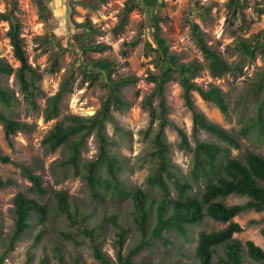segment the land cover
I'll list each match as a JSON object with an SVG mask.
<instances>
[{"label":"trees","instance_id":"trees-1","mask_svg":"<svg viewBox=\"0 0 264 264\" xmlns=\"http://www.w3.org/2000/svg\"><path fill=\"white\" fill-rule=\"evenodd\" d=\"M5 11L0 14V20L7 22V32L13 55L19 62L14 69L0 58V125L6 139L17 132L26 129V124L17 121L10 115L11 108L18 103L14 94L1 85V78L14 75L23 93L24 100L31 107H35V97L40 93L35 86L39 76L28 62L21 37L22 25L17 17L18 0H2ZM248 0H228L227 11L230 20H237L242 16V9ZM39 17L47 22L52 16L49 0H35ZM90 9H96L106 0H79ZM197 10L208 11L195 5ZM163 3L158 0H127L119 15L114 33L119 32L130 13L139 11L148 19L147 32L141 27L140 33L130 42L122 45V55L128 49L135 48L142 39L145 40L146 51L152 53L155 72L147 76V81L153 85L152 92L146 97L143 105L149 111V126L143 131L147 137L152 132L151 149L146 159L152 162L153 167L145 179L146 190L135 188L128 191L119 178L123 164L112 150L116 142L105 133L106 124H111L116 132L124 131L117 125L113 112H122L129 108L122 95L125 86L135 83L132 77L113 76L118 70L115 62L108 59H94L92 54H102L107 50L103 43H95L93 36L98 33L89 19L82 23H71L74 29L70 30L66 38H57L53 33L41 38L44 52H50L51 68L54 73L58 67L59 58L68 52L74 54L70 75L67 74L61 81L58 91L45 101L43 111L44 120L50 121L58 116L62 98L72 91V78L75 72L88 81L90 86L100 83L106 93L101 100L99 109L89 117L66 116L57 121L53 128L42 140L43 147L50 152L63 148L64 155L59 161L62 169L71 168L75 175H80L86 184L90 196L98 203L104 204L107 198H129L133 210L130 213L134 229L139 236L138 242L125 250L126 240L131 231L129 222H124L117 211L103 212L100 223L90 225L91 212L81 210L77 202L69 199L64 191H53L55 211L48 205L41 204L35 199L27 198L17 193L13 199V227L7 240L0 242V264H6L8 255L14 251L24 235H30L33 247L38 246L48 224L52 223L53 215L64 217L70 229L60 235L75 244H81L78 238L87 239L97 264H147L136 262L135 257L143 250L150 248L155 241L165 247L170 245L169 235L175 232L181 239L188 242L190 232L206 218L227 224L219 231H200L196 238L195 256L198 264H213L217 250H222L219 256L221 264H245L246 261L264 264V251L253 242L242 244L233 238L234 234L241 233L243 228L233 221L235 217L247 212H264V157L251 150H245L242 157L232 158L231 150L241 148L240 141L264 140V71L259 72L254 80L240 94L239 98L245 101L254 100L256 108L254 117L247 122L242 120L238 132L227 131L221 126L206 119L195 107L192 94L196 93L202 101L215 106L223 116L229 115L227 94L218 86L208 85L206 88L196 83L197 76L202 71V65L197 60L182 62L172 53L166 40L161 35V24L167 20L161 16ZM254 10L264 15V0L254 3ZM193 13L186 14V23L192 40L203 60L206 69L213 78H222L225 75L236 77L242 74L246 61H252L257 55L264 56V28L249 38L237 37L235 51L237 58L228 62L221 54L211 49L199 25L191 18ZM74 72V73H73ZM172 81H176L182 90L184 106L191 112L192 134L205 132L218 142L195 141L190 145L187 135L177 129L180 141L178 148L191 154V167L186 177L180 175L177 166L171 157V145L165 140L164 130L173 124L167 118L165 88ZM151 99L157 100L156 107L152 106ZM241 104L239 100L238 105ZM246 108H244L245 110ZM245 118V113L239 115ZM158 122L157 128L151 130L152 125ZM92 134L98 142V152L95 159L83 162V152L86 140ZM15 164L0 151V164ZM22 176L27 179L33 194L44 196L47 189L42 186L41 179L31 169L19 166ZM10 180L0 178V189L10 186ZM198 189L197 193L194 189ZM157 196H159L157 198ZM229 197L245 199L242 203L227 205L224 200ZM53 212V214H52ZM254 224V222H250ZM114 229L112 248L114 259L102 250V236L106 227ZM264 237V228L260 230ZM38 244V245H37ZM58 264H66L65 258L58 247H53ZM218 256V255H217ZM46 264V259L41 260Z\"/></svg>","mask_w":264,"mask_h":264},{"label":"rangeland","instance_id":"rangeland-1","mask_svg":"<svg viewBox=\"0 0 264 264\" xmlns=\"http://www.w3.org/2000/svg\"><path fill=\"white\" fill-rule=\"evenodd\" d=\"M49 1L52 16L45 22L39 17L35 0H18L17 17L22 25L21 37L24 50L29 64L39 76V80L35 82V86L40 91L35 97V107H31L24 100L14 75L1 78V85L11 91L18 100V103L11 108L10 115L17 121L26 124V129L6 139L0 125V151L15 163L14 165L12 163L0 164V178L12 182L10 186L0 189V242L6 241L12 230L13 199L17 193H22L27 198L48 205L54 212L55 200L52 192L64 191L70 200L77 202L81 210L91 212L90 225L100 223L103 212L110 213L112 211H117L125 223L129 222L131 231L124 247L127 250L139 240L131 221L130 213L133 210L131 200L129 198L114 197L109 199L106 197L103 205L96 202L91 198L80 175H75L71 168L62 169L59 167V161L63 158L65 150L59 148L50 152L42 145V140L57 121L64 120L66 116L89 117L93 115L99 109L106 89L100 83L90 86L79 72H73L72 91L62 98L58 116L50 121L44 120L45 101L58 91L62 79L67 74H71L74 54L68 52L60 57L55 72L50 73V52H44L45 46L41 38L48 36L49 33H53L57 38H66L69 36L70 30L74 29L72 20L82 23L87 18L98 30V33L93 36L94 42L103 43L108 47L102 54L89 53V56L94 59L102 58L115 62L118 70L113 76L114 78L132 77L135 79V83L122 89V95L129 108L122 112H113L117 125L124 132H116L111 124H106L105 133L116 142L112 150L123 164L119 178L124 187L130 192L135 188L146 190L145 179L153 167L152 162L146 159V154L151 149L152 132L150 131L147 137L144 136L143 131L148 128L150 117L143 102L152 92L153 85L146 78L150 73L155 72V68L152 53L146 51L145 38L135 48L128 49L125 56L122 55V45L133 40L140 33L142 26L147 32L148 19L136 10L129 14L123 28L114 33L113 29L118 23L119 15L127 0H106L96 9L83 6L79 0ZM158 1L163 3L161 16L167 20L161 24V35L166 40L170 51L176 54L182 62L197 60L202 65L203 69L199 72L196 83L203 88L208 85L218 86L227 94L229 115L223 116L215 106L205 103L196 93H193L192 100L195 107L208 121L227 131L238 132L242 126V120L247 122L252 119L256 108L254 100H248L246 104L242 98H239L240 94L259 72L264 71V56L257 55L254 60L246 61L241 75L213 78L207 71L206 63L191 38L185 16L190 12L193 13L191 18L204 33L208 46L221 54L225 60L232 62L237 58L235 39L237 37L249 38L264 28V15H259L254 10V3L261 0H248V5L242 9V16L239 15L237 20H230L227 11L228 0ZM196 4L207 8L208 11L197 10ZM4 11L5 4L0 0V14ZM8 30V23L0 20V58L17 69L20 64L13 55L7 35ZM165 96L168 109L167 118L173 124V126L165 128V140L171 145V157L177 166L178 173L186 177L191 167V154L178 148L180 138L177 129L187 135L191 146H194L195 141L214 143L218 141L205 132H199L193 136L191 112L183 104L182 90L176 81L166 85ZM239 100L241 101L240 105H238ZM150 101L152 106L156 107L157 100L151 99ZM244 108L246 109L244 110ZM241 113H245L246 117H240ZM157 125L158 122H155L151 130L156 129ZM240 144L239 150H231L232 158L242 157L245 150H251L264 157V140L242 139ZM97 152L98 142L95 135L92 134L86 140L81 160L83 162L93 160L96 158ZM19 166L28 167L35 175H38L42 186L47 189V194L40 196L31 193L29 191L31 184L22 176ZM197 191V188L194 189V192L197 193ZM244 201L245 199L237 197H229L224 200L227 205ZM233 221L243 228L241 233L234 234V239L242 244L251 241L264 251V237L260 234V230L264 228V212L243 213L235 217ZM51 222L45 229L41 243L36 247L32 245L31 236L24 235L22 240L16 244L14 251L8 255L6 264H41V260L44 258L46 264H58L53 247H58L61 250L66 264H97L87 239L80 235L78 241L82 243L75 244L60 235V232L67 233L68 230L76 233L74 229H70L64 217L53 215ZM250 222H254V224ZM226 226L227 224L217 223L206 218L203 223L192 228L188 242L181 239L175 232H171L169 246L165 247L161 242L155 241L150 248L140 252L134 260L147 264H198L195 256L197 234L200 231H219ZM101 239L103 252L114 259L112 248L114 229L110 226L106 227ZM217 253L218 256L215 255L213 258V264H221L219 256L223 255L222 250L218 249ZM245 264L257 263L246 261Z\"/></svg>","mask_w":264,"mask_h":264}]
</instances>
